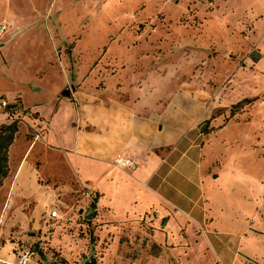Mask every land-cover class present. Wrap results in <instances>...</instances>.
Here are the masks:
<instances>
[{
    "label": "rangeland",
    "instance_id": "374dc122",
    "mask_svg": "<svg viewBox=\"0 0 264 264\" xmlns=\"http://www.w3.org/2000/svg\"><path fill=\"white\" fill-rule=\"evenodd\" d=\"M142 90L162 105L170 93L183 97L175 103L200 115L193 133L203 135V187L216 203L207 228L182 225L170 210L115 219L103 196L95 210L86 194L104 191L101 172L88 160L75 175L36 138L41 120L31 111L50 117L53 144L70 145L73 130L58 129L69 102L86 108ZM15 98L25 111L5 112L1 101ZM14 117L0 264L24 249L28 264H220L228 248L236 264H264V0H0V125Z\"/></svg>",
    "mask_w": 264,
    "mask_h": 264
},
{
    "label": "crops",
    "instance_id": "0c3cea01",
    "mask_svg": "<svg viewBox=\"0 0 264 264\" xmlns=\"http://www.w3.org/2000/svg\"><path fill=\"white\" fill-rule=\"evenodd\" d=\"M178 95L181 96L180 93ZM182 98L173 97L170 93L162 105L159 95L142 90L131 100L108 98L100 103L93 102L86 108L80 106L75 109L68 101L72 116L59 120L58 129L68 126L73 130L70 145L63 143L60 137H57L58 144H53L49 137L54 126L50 117L44 118L40 106V110L30 111L41 120L40 132L36 134L39 143L62 152L75 175H80L81 164L88 160L92 162L93 171L101 172L100 178L107 182L104 191L95 197L92 191L86 194L91 197L90 205L93 203L95 210H101L97 198L103 196L104 213L116 215L115 219L131 210L138 214L148 211L164 214L170 210L182 225L188 221L192 225L206 227L211 201L216 203L210 187L207 191L203 187V135L202 132L193 133L200 115L193 117L191 110L186 112L190 104L177 103V106L175 100ZM58 102L57 98V103L55 101L50 109L51 116L61 107ZM69 156L77 158L76 161ZM116 157L129 159L133 166L116 165ZM205 231L202 233L204 236ZM242 236L239 238L241 242L244 241ZM226 237L232 239L229 233ZM233 246L240 248L241 244ZM230 250L226 249L229 257L222 255L220 264H236L238 252Z\"/></svg>",
    "mask_w": 264,
    "mask_h": 264
},
{
    "label": "trees",
    "instance_id": "16d2710c",
    "mask_svg": "<svg viewBox=\"0 0 264 264\" xmlns=\"http://www.w3.org/2000/svg\"><path fill=\"white\" fill-rule=\"evenodd\" d=\"M3 101L6 102L5 106H3V110L5 112L14 113V111H25V108H22L23 105L20 98H15L14 101L10 103L7 100ZM239 104L240 102L235 104V106H238ZM19 120L20 119L18 117H14L8 123L0 125V186L10 171L9 148L16 138ZM92 206L94 207L95 205L92 203ZM94 215L95 214L93 213L92 216Z\"/></svg>",
    "mask_w": 264,
    "mask_h": 264
},
{
    "label": "built area",
    "instance_id": "2783aa9c",
    "mask_svg": "<svg viewBox=\"0 0 264 264\" xmlns=\"http://www.w3.org/2000/svg\"><path fill=\"white\" fill-rule=\"evenodd\" d=\"M5 26H2V29H4ZM6 102L1 101L2 107L5 106ZM38 137V135H36ZM116 165L120 167H132L133 164L129 159H125L122 157H116L115 159ZM31 259V253L28 249L21 250L17 253V256L15 257V261L12 262V264H28Z\"/></svg>",
    "mask_w": 264,
    "mask_h": 264
},
{
    "label": "water",
    "instance_id": "95a60500",
    "mask_svg": "<svg viewBox=\"0 0 264 264\" xmlns=\"http://www.w3.org/2000/svg\"><path fill=\"white\" fill-rule=\"evenodd\" d=\"M73 89H74V87H73V85H71V90H73ZM70 92H71V91H70L69 89H65V90L62 92V95H64V96H68V95H70ZM202 129H203V128L201 127V130H202ZM79 212L81 213L82 210H80ZM85 218H86V219H90V218H92L91 213H87V214L85 215ZM83 264H97V263H96V258H94V257H90V259L84 261Z\"/></svg>",
    "mask_w": 264,
    "mask_h": 264
},
{
    "label": "flooded vegetation",
    "instance_id": "af4514ba",
    "mask_svg": "<svg viewBox=\"0 0 264 264\" xmlns=\"http://www.w3.org/2000/svg\"><path fill=\"white\" fill-rule=\"evenodd\" d=\"M90 259V258H89ZM86 261V260H85Z\"/></svg>",
    "mask_w": 264,
    "mask_h": 264
}]
</instances>
